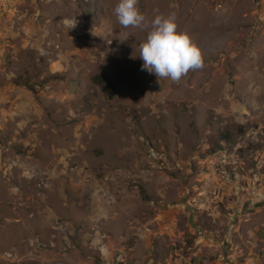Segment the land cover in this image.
Instances as JSON below:
<instances>
[{
    "label": "rangeland",
    "instance_id": "374dc122",
    "mask_svg": "<svg viewBox=\"0 0 264 264\" xmlns=\"http://www.w3.org/2000/svg\"><path fill=\"white\" fill-rule=\"evenodd\" d=\"M118 2L0 0V264H264V0ZM157 15L179 82L141 71Z\"/></svg>",
    "mask_w": 264,
    "mask_h": 264
},
{
    "label": "clouds",
    "instance_id": "9594fccd",
    "mask_svg": "<svg viewBox=\"0 0 264 264\" xmlns=\"http://www.w3.org/2000/svg\"><path fill=\"white\" fill-rule=\"evenodd\" d=\"M137 0H119L114 15L123 28L145 25V16L137 8ZM151 30L139 46V59L143 61L141 71L179 82L190 70L202 67L199 48L191 38L178 31L175 18L157 15L151 21Z\"/></svg>",
    "mask_w": 264,
    "mask_h": 264
},
{
    "label": "trees",
    "instance_id": "16d2710c",
    "mask_svg": "<svg viewBox=\"0 0 264 264\" xmlns=\"http://www.w3.org/2000/svg\"><path fill=\"white\" fill-rule=\"evenodd\" d=\"M93 82L98 85L103 94L110 100L114 99L117 95V85L116 83L110 79L109 77L100 74L93 77ZM221 140L225 142H230L231 134L226 132L222 135Z\"/></svg>",
    "mask_w": 264,
    "mask_h": 264
}]
</instances>
